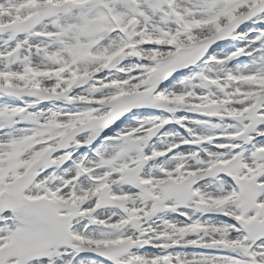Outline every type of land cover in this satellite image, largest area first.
<instances>
[{
    "label": "snow or ice",
    "instance_id": "obj_1",
    "mask_svg": "<svg viewBox=\"0 0 264 264\" xmlns=\"http://www.w3.org/2000/svg\"><path fill=\"white\" fill-rule=\"evenodd\" d=\"M0 264H264V0H0Z\"/></svg>",
    "mask_w": 264,
    "mask_h": 264
}]
</instances>
